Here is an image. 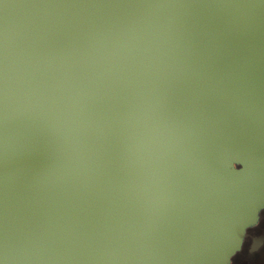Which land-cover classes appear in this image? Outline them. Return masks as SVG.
I'll list each match as a JSON object with an SVG mask.
<instances>
[{
  "label": "water",
  "instance_id": "obj_1",
  "mask_svg": "<svg viewBox=\"0 0 264 264\" xmlns=\"http://www.w3.org/2000/svg\"><path fill=\"white\" fill-rule=\"evenodd\" d=\"M263 210L264 0H0V264H231Z\"/></svg>",
  "mask_w": 264,
  "mask_h": 264
},
{
  "label": "flooded vegetation",
  "instance_id": "obj_2",
  "mask_svg": "<svg viewBox=\"0 0 264 264\" xmlns=\"http://www.w3.org/2000/svg\"><path fill=\"white\" fill-rule=\"evenodd\" d=\"M231 264H264V210L260 222L247 230L242 249L232 258Z\"/></svg>",
  "mask_w": 264,
  "mask_h": 264
},
{
  "label": "snow or ice",
  "instance_id": "obj_3",
  "mask_svg": "<svg viewBox=\"0 0 264 264\" xmlns=\"http://www.w3.org/2000/svg\"><path fill=\"white\" fill-rule=\"evenodd\" d=\"M259 222H260V217H259V215H258L257 223L254 224V225H252V228L255 227ZM247 230H248V229H247ZM247 230H246V232H247ZM243 242H244V238H242L241 241H240V247L243 245Z\"/></svg>",
  "mask_w": 264,
  "mask_h": 264
}]
</instances>
